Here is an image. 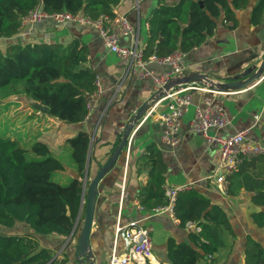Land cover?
Listing matches in <instances>:
<instances>
[{
	"label": "trees",
	"instance_id": "trees-1",
	"mask_svg": "<svg viewBox=\"0 0 264 264\" xmlns=\"http://www.w3.org/2000/svg\"><path fill=\"white\" fill-rule=\"evenodd\" d=\"M122 0H0V99L25 98L48 108L46 115L69 127L84 122L89 114L88 97L97 92V74L89 67L87 47L78 39L63 45L52 41L13 40L21 31V18L39 8L46 13L83 14L92 19L112 15ZM202 3L203 7H201ZM248 0H158L147 21L145 60L167 57L177 51L188 53L214 34L219 23L236 27V12ZM264 0L251 11L253 26L261 24ZM10 41V42H7ZM36 113L39 111L34 109ZM77 168L68 183L55 182L53 174L66 167L49 155L46 145L36 143L28 150L16 138L0 135V226L23 224L30 233H0V264H65L55 252L40 245L36 236L68 238L82 207L84 183L90 176L91 138L83 130L67 140ZM120 139L112 145L114 152ZM107 145V144H105ZM45 157L29 160L28 152ZM143 160L148 180L138 191L139 205L151 212L167 202V166L161 152L149 145ZM231 196L244 189L258 208L250 213L252 224L264 229V153L246 157L236 172L227 177ZM174 216L181 229H191L187 240L167 241L166 264H238L234 261L238 239L226 212L194 188L177 194ZM241 264H264V246L245 237ZM164 264V263H160Z\"/></svg>",
	"mask_w": 264,
	"mask_h": 264
},
{
	"label": "crops",
	"instance_id": "crops-1",
	"mask_svg": "<svg viewBox=\"0 0 264 264\" xmlns=\"http://www.w3.org/2000/svg\"><path fill=\"white\" fill-rule=\"evenodd\" d=\"M157 1L123 0L114 9L129 19L134 31L132 36L120 38L121 46L138 45L144 48L147 39L146 19ZM166 1L176 3L178 0ZM257 2L258 0H248L247 6L236 12V27L219 23L213 35L186 53L183 60L185 77L200 73L219 82H227L248 68L261 64L264 59V14L259 26L251 23V11ZM74 39L80 40L87 47L88 65L99 78L97 92L88 97L89 114L86 120L76 127H69L74 132L83 130L91 138L88 184L113 153L110 152L112 145L118 139L121 143L127 125L134 118L133 111L136 110L138 114L144 105L149 107L134 126L116 165L99 182L90 236L93 253L91 263L109 264L113 253L119 256L127 253L130 244L123 232H118L119 227L136 224L150 229L154 257L152 264L167 263L169 238L178 242L187 240L191 229H181L178 220L168 213H155L154 210L148 212L139 205L138 191L147 182L149 173L143 155L152 144L161 152L167 166L165 188L189 186L196 189L226 212L237 235L239 247L244 244L247 235L264 246V229H257L250 219V213L258 209L250 202V193L242 189L238 195L231 196L221 188L217 182L219 150L201 134L191 130L193 108L205 107V99L210 98L213 105L221 107L229 119V125L219 130L218 134L229 137L246 130L245 142L252 146H261L264 152V74L251 86L241 90L214 93L193 91L192 105L181 120L179 142L172 150L161 140L163 129L159 122V116L168 110L169 101L164 100L153 109V78L145 76L141 68L129 69L126 62L107 50L94 29L77 24H55L51 20H45L32 32L24 36L19 33L13 40L52 41L66 45ZM146 69L155 77L169 71L167 65L157 63H148ZM247 78L248 76L242 79ZM192 84L207 88L202 83H171L167 90ZM164 95L161 93L159 98ZM151 111V115L146 118ZM50 120L57 125L61 124L55 119ZM60 173L74 178L77 176V168L66 167V171ZM83 219L84 217H80L71 239L57 235L36 237L41 246L55 252V258L58 257L60 261L66 259L65 264H81L76 258V247ZM22 229L23 233L31 234L27 227L23 226ZM241 251L238 264L243 261ZM236 254L238 253H235L234 258Z\"/></svg>",
	"mask_w": 264,
	"mask_h": 264
},
{
	"label": "built area",
	"instance_id": "built-area-1",
	"mask_svg": "<svg viewBox=\"0 0 264 264\" xmlns=\"http://www.w3.org/2000/svg\"><path fill=\"white\" fill-rule=\"evenodd\" d=\"M123 1V0H122ZM45 20H51L55 24H77L87 26L94 29L101 38L107 50L121 61L129 65V69L135 70L141 68L144 70L145 76H151L154 81V98L153 109L162 101H169L168 110L159 116V122L162 126V142L172 150L175 149L179 142V133L181 120L186 111L192 105V92L200 91L206 93H214L209 89L200 88L194 84L188 86H180L176 90H167L169 84L179 78L185 77L183 69V60L186 53L180 51L167 57L151 56L145 60L143 49L138 45L131 47L121 46L120 38L132 36L133 26L129 19L115 10L112 15H102L97 19H92L83 14H71L67 12L46 13L36 8L29 12L28 15L21 18V31L24 36L32 32V30ZM148 63H157L167 65L169 71L160 76H153L146 69ZM96 85L99 87V78L96 79ZM164 96L159 98V95ZM152 111L147 115L148 118ZM133 115H137V111H133ZM145 118V119H146ZM229 125V119L226 112L221 108L213 105L210 98L205 99V107L195 106L193 108V119L191 122V130L194 133L201 134L210 144L214 145L220 154L218 165L217 182L223 190L227 189V177L237 171L239 165L246 157H252L264 153L263 148L259 145H250L245 142L247 134L246 130L238 131L236 134L223 137L218 131ZM212 131H215L212 134ZM191 187L182 186L176 188H166L165 196L167 202L163 206L154 209L155 213H168L172 218L174 216V205L177 194L181 191L188 190ZM187 228L195 229L197 232L200 228H196L192 224H188ZM118 232H123L125 238L129 241V249L123 255L113 253L109 264H152L153 250L151 231L147 227L132 225L130 227L118 228Z\"/></svg>",
	"mask_w": 264,
	"mask_h": 264
},
{
	"label": "rangeland",
	"instance_id": "rangeland-1",
	"mask_svg": "<svg viewBox=\"0 0 264 264\" xmlns=\"http://www.w3.org/2000/svg\"><path fill=\"white\" fill-rule=\"evenodd\" d=\"M4 44L0 42V50ZM48 115L36 113L29 101L25 98L0 99V135L16 138L21 141L28 150L36 143L46 145L49 155L59 160L66 167L76 168L71 156V149L67 140L74 137L75 132L65 124L57 125ZM29 160H43L45 157L38 156L29 151ZM73 178L67 174L54 173L53 180L60 183H68ZM23 224L16 228L0 226L1 234L22 233ZM26 227V226H25ZM27 229H29L27 227ZM256 229V228H255ZM243 244L238 245L234 261L239 262V253Z\"/></svg>",
	"mask_w": 264,
	"mask_h": 264
},
{
	"label": "water",
	"instance_id": "water-1",
	"mask_svg": "<svg viewBox=\"0 0 264 264\" xmlns=\"http://www.w3.org/2000/svg\"><path fill=\"white\" fill-rule=\"evenodd\" d=\"M201 7H203L202 3H200ZM264 74V59L258 67H251L245 70L242 74L236 75L235 77L229 79L227 82H219L212 78H209L207 75H202L200 73H192L189 76L175 79L171 83L178 85H187L191 83H202L209 90L215 92H228L241 90L251 86L255 83L259 78ZM248 76L247 79H242L243 77ZM170 83V84H171ZM30 105L39 111V114L45 115L48 111V108L42 106L39 103L34 101H29ZM148 105H144L142 110L134 116L129 123L123 133V139L120 145L115 149V151L110 155L107 162L100 166L96 175L90 180L88 184L87 174L83 179L84 183V194L82 200V206L85 204V213L83 219V226L79 233L76 247V258L79 259L81 264H92L91 258L93 257V253L90 246V236L94 224L95 210L97 205V196H98V187L99 182L114 168L116 165L125 145L127 144L128 138L134 128V126L141 120L143 115L148 109ZM82 214V207L80 213L78 215L77 221L75 223L74 229L69 236V239L73 236L79 219ZM55 258V257H54Z\"/></svg>",
	"mask_w": 264,
	"mask_h": 264
}]
</instances>
